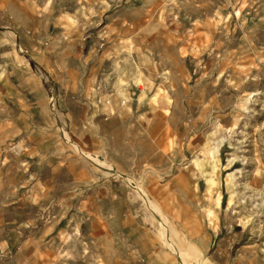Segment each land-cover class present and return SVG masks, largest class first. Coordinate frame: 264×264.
Here are the masks:
<instances>
[{
    "label": "rangeland",
    "instance_id": "rangeland-1",
    "mask_svg": "<svg viewBox=\"0 0 264 264\" xmlns=\"http://www.w3.org/2000/svg\"><path fill=\"white\" fill-rule=\"evenodd\" d=\"M164 238L264 264V0H0V264H181Z\"/></svg>",
    "mask_w": 264,
    "mask_h": 264
},
{
    "label": "bare ground",
    "instance_id": "bare-ground-1",
    "mask_svg": "<svg viewBox=\"0 0 264 264\" xmlns=\"http://www.w3.org/2000/svg\"><path fill=\"white\" fill-rule=\"evenodd\" d=\"M153 102H157L156 100H155V98H153V100H152ZM152 102V103H153ZM220 140V139H219ZM213 145V144H212ZM218 147H219V144H216V146L215 147H210L209 149H208V151H207V156L208 157H210V159H211V161L210 162H208L207 163V166H208V170L209 171H207L206 170V174H207V176H208V181L209 182H211V183H214L213 182V176H214V172L217 170V168H218V158L216 157L217 156V153H218ZM80 151V150H79ZM83 153V152H82ZM203 161V160H202ZM202 161L201 160H198V159H195L194 160V164L197 166V168H200V169H202L203 168V163H202ZM205 163V162H204ZM206 165V164H205ZM115 174L118 176V177H120L121 179H123L124 181H126V182H130L131 181V179H129V178H126V177H124V175L123 174H120V173H118V172H115ZM135 186L133 187L134 188V190L136 191V193H137V195L138 196H140V197H142V199H144L145 197H146V194L141 190V188H140V185H139V183H135L134 184ZM140 192H141V194H140ZM220 199V198H219ZM146 200V199H145ZM220 202V200H218L217 201V206L219 205L218 203ZM231 202V201H230ZM145 203H147L146 205L149 207V210L151 211V210H154V211H157V212H159L158 211V209H157V207L152 203V202H150V200H147V202H145ZM229 204V203H228ZM152 212V211H151ZM163 221L160 219L159 221H158V225H159V234H160V236H162V237H164V231H165V229H164V226H163ZM163 244L169 249V250H171V251H173L174 253H176L177 254V257L180 259V261H181V264H192V263H190L189 261H188V258H189V256L191 257L192 255L193 256H197L196 254H197V251L195 250V249H193L192 247H188V248H185V249H181V248H175L174 247V244H173V242L171 241V240H169V239H166V238H164V241H163ZM192 256V257H193ZM195 261H196V263H200V264H206L207 262H206V260L203 258H201L200 256H197L196 257V259H195Z\"/></svg>",
    "mask_w": 264,
    "mask_h": 264
},
{
    "label": "built area",
    "instance_id": "built-area-1",
    "mask_svg": "<svg viewBox=\"0 0 264 264\" xmlns=\"http://www.w3.org/2000/svg\"><path fill=\"white\" fill-rule=\"evenodd\" d=\"M104 104L107 106V105H109V101L108 100H105L104 101Z\"/></svg>",
    "mask_w": 264,
    "mask_h": 264
}]
</instances>
